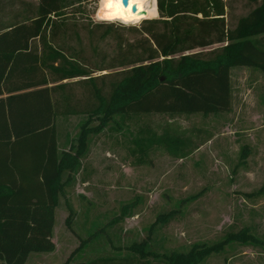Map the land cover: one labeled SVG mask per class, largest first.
I'll use <instances>...</instances> for the list:
<instances>
[{
	"label": "rangeland",
	"instance_id": "rangeland-1",
	"mask_svg": "<svg viewBox=\"0 0 264 264\" xmlns=\"http://www.w3.org/2000/svg\"><path fill=\"white\" fill-rule=\"evenodd\" d=\"M78 1L64 0L65 13L77 12L66 17L69 24L112 23L126 29L159 19L157 0H142L139 21L132 24L107 11L106 0ZM207 1L208 15L220 14L215 17L230 28L256 6L249 0ZM16 4L24 16L37 5L36 0ZM146 8L153 19L143 18ZM99 11L110 19L94 18ZM115 47L109 37L95 52L110 58ZM230 86L229 112L114 116L99 132H89L79 167L61 175L69 180L43 222L31 218L27 225L1 214L0 264L12 254L20 264H82L126 256L125 248L134 243L159 255L217 246L201 264H264V68H231ZM97 126L98 120L86 115L58 116V151L77 146L82 131ZM171 136L191 152L183 156L185 148L174 157ZM131 204L132 216L111 224L122 206ZM46 243L51 249L36 250ZM24 245L28 252L16 250Z\"/></svg>",
	"mask_w": 264,
	"mask_h": 264
},
{
	"label": "trees",
	"instance_id": "trees-1",
	"mask_svg": "<svg viewBox=\"0 0 264 264\" xmlns=\"http://www.w3.org/2000/svg\"><path fill=\"white\" fill-rule=\"evenodd\" d=\"M249 2L256 6L233 28L215 17L220 14L208 15L207 0H157L159 19L125 29L112 23L69 24L66 17L77 12L65 13L64 0H36L25 16L16 11V0H0V231L1 214L23 224L31 218L43 222L69 180L61 175L80 165L85 136L114 116L231 111V68H264V0ZM153 16L144 10V19ZM94 18L110 19L101 11ZM109 37L114 55L96 54L97 44ZM76 115L96 119L99 126L84 129L77 146L59 152L56 119ZM170 139L174 157L185 148L183 156L191 152L182 140ZM133 206H122L111 224L131 217ZM35 247L51 249L47 243ZM125 249L126 256L82 264H201L219 248L193 246L186 253L161 255L144 243ZM16 250L26 253L29 246ZM16 261L12 254L6 262L20 264Z\"/></svg>",
	"mask_w": 264,
	"mask_h": 264
},
{
	"label": "bare ground",
	"instance_id": "bare-ground-1",
	"mask_svg": "<svg viewBox=\"0 0 264 264\" xmlns=\"http://www.w3.org/2000/svg\"><path fill=\"white\" fill-rule=\"evenodd\" d=\"M142 0H128V4L126 8H124L121 4V1L117 2V0H112L111 3H108L107 0L105 2V9L115 13L118 21L126 24V23H135L139 17V10L141 7ZM131 6H135V12H131ZM139 21V20H138Z\"/></svg>",
	"mask_w": 264,
	"mask_h": 264
},
{
	"label": "water",
	"instance_id": "water-1",
	"mask_svg": "<svg viewBox=\"0 0 264 264\" xmlns=\"http://www.w3.org/2000/svg\"><path fill=\"white\" fill-rule=\"evenodd\" d=\"M121 4L124 8H126L127 4H128V0H120ZM135 6H131V12L134 13L135 12Z\"/></svg>",
	"mask_w": 264,
	"mask_h": 264
},
{
	"label": "snow or ice",
	"instance_id": "snow-or-ice-1",
	"mask_svg": "<svg viewBox=\"0 0 264 264\" xmlns=\"http://www.w3.org/2000/svg\"><path fill=\"white\" fill-rule=\"evenodd\" d=\"M107 2H108V3H111V2H112V0H107ZM117 2H119V0H117Z\"/></svg>",
	"mask_w": 264,
	"mask_h": 264
}]
</instances>
